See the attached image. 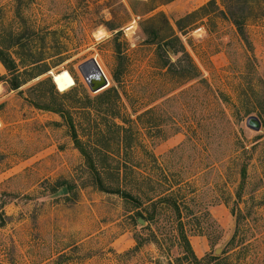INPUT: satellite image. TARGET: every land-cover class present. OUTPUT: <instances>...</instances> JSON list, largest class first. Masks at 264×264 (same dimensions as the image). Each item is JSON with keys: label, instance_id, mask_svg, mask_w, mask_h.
<instances>
[{"label": "rangeland", "instance_id": "rangeland-1", "mask_svg": "<svg viewBox=\"0 0 264 264\" xmlns=\"http://www.w3.org/2000/svg\"><path fill=\"white\" fill-rule=\"evenodd\" d=\"M0 47V264H264V0H0Z\"/></svg>", "mask_w": 264, "mask_h": 264}, {"label": "trees", "instance_id": "trees-1", "mask_svg": "<svg viewBox=\"0 0 264 264\" xmlns=\"http://www.w3.org/2000/svg\"><path fill=\"white\" fill-rule=\"evenodd\" d=\"M164 1L165 2H171L173 0H164ZM212 5H214V3ZM203 11H205V7L200 8L199 11H198V13L203 12ZM198 13L195 12V13L189 14L185 18H192V17L196 16ZM165 23H166V26L168 27L169 31L173 32L172 29H171V27L169 26L168 22L165 21ZM182 23H183V19L180 20L177 23L176 26H177L178 30H182ZM234 23H235V25H236V27L238 29V32L241 35H243L242 23H240L238 20H234ZM108 29H109V31L116 30L115 28H111V27L110 28L108 27ZM118 34H119V32L116 33V35H118ZM169 37H171V36H169ZM169 37H162L161 39H159L157 41L156 44L158 46H160V47L164 45L165 47H170V49H173L172 48V45H171V42H170L171 40H169ZM6 49L0 47V63H2V65L5 67V69L8 72H10V73H13L14 72V76H12L13 79L11 80L10 86H11L12 90H16V89L19 88L18 76H17V74H15L16 73V70H15L16 67H15V63L13 62V60L11 59V57L8 55V52L6 51ZM159 49H161V48H159ZM115 53L117 55V59L119 60L121 58V56H120L121 55L120 50L119 49L115 50ZM166 65H167L166 62H164L163 67H166ZM45 73H47V71L42 72V74H45ZM44 84H45V81H42V82H40L38 84V86H42ZM54 86H55L56 90L59 91V92H63L65 90H67V88L59 89L55 84H54ZM111 91H112V89L109 90L108 92L110 93ZM72 139L77 144V136L75 135V133L72 134ZM103 191H105V190H103ZM116 193H119V192H116ZM138 215H139V218H141L143 221H145V218L141 214H138ZM236 222H237V220H236ZM0 224H1V221H0ZM183 241L185 243L184 245L186 247V251L189 254V257H190L191 261H193L194 263H202L205 260V258L204 259H201V260H198L194 256V254H193V252H192V250L190 248V245H189L188 241H186V239H184V238H183Z\"/></svg>", "mask_w": 264, "mask_h": 264}, {"label": "water", "instance_id": "water-1", "mask_svg": "<svg viewBox=\"0 0 264 264\" xmlns=\"http://www.w3.org/2000/svg\"><path fill=\"white\" fill-rule=\"evenodd\" d=\"M80 72L92 93H98L103 89L107 88L108 81L104 74L102 73L101 69L99 68L97 62L92 59L83 64L80 67ZM52 77V75H51ZM247 127L251 130L258 132L261 130V122L256 117H250L247 121ZM67 193L66 189H62L59 195H65ZM140 224H144V221L139 220Z\"/></svg>", "mask_w": 264, "mask_h": 264}, {"label": "bare ground", "instance_id": "bare-ground-1", "mask_svg": "<svg viewBox=\"0 0 264 264\" xmlns=\"http://www.w3.org/2000/svg\"><path fill=\"white\" fill-rule=\"evenodd\" d=\"M55 78H56V81L62 82L64 80V78H65V73L64 72H60V73L55 75Z\"/></svg>", "mask_w": 264, "mask_h": 264}]
</instances>
